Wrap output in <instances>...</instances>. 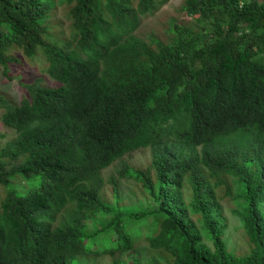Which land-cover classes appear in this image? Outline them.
<instances>
[{"label": "trees", "instance_id": "trees-1", "mask_svg": "<svg viewBox=\"0 0 264 264\" xmlns=\"http://www.w3.org/2000/svg\"><path fill=\"white\" fill-rule=\"evenodd\" d=\"M168 1L0 0V264H264V0H182L165 40L138 33ZM38 52L54 86L23 60ZM139 148L144 169L123 158ZM121 179L153 203L124 209ZM224 195L246 251L223 238Z\"/></svg>", "mask_w": 264, "mask_h": 264}, {"label": "rangeland", "instance_id": "rangeland-1", "mask_svg": "<svg viewBox=\"0 0 264 264\" xmlns=\"http://www.w3.org/2000/svg\"><path fill=\"white\" fill-rule=\"evenodd\" d=\"M182 0H169L165 5H163L157 12H155L151 16H146L142 18L141 24L137 30L138 33L150 34L154 33L161 40L166 39L167 26L168 21L172 17H178L181 13L178 11V7L180 6ZM66 4H59L56 2V7L51 11L50 17L48 19V24L50 26L51 31L56 36L67 37L69 33V22L65 17L67 12ZM23 60L27 62L30 66L33 65L36 67L34 71L31 69L32 77H40V83L45 86H54L55 81L50 79L48 75L45 74L43 70L44 60L43 55L38 52L35 57L28 59L23 56ZM25 71V69H24ZM1 75V69H0ZM0 93L6 95L9 99L11 97L14 99V96L9 93L6 89L0 86ZM2 109H0L1 115ZM0 134H5V137L0 139V148L6 144L8 140L13 138L14 131L11 129L1 125L0 123ZM129 165L144 169L150 160V150L149 148H139L123 157ZM118 164L117 162H114ZM115 164L107 167L103 170V176L105 178L108 177L109 174L114 173ZM230 184V183H229ZM140 185L133 179H121L118 183L117 188V198L119 199V204L124 205V209L131 210L133 212L138 211L139 208L146 207V205H151L153 202L146 199L140 192ZM103 192L107 201L110 203V206L116 207L117 204L114 202L113 191L109 184L104 186ZM218 193L222 195L224 193V188L219 189ZM191 196L190 187L188 184L184 187V197L187 201H189ZM224 215L226 217V228L224 230V240L227 243L228 248L234 252H243L247 250V240L243 233L242 224L237 216L231 213V209L233 208V201L231 197L224 195L222 200ZM145 230V228L143 229ZM207 244L211 245V241L206 239ZM136 252L139 253L140 256L146 254L147 245L143 240L137 242ZM130 259V255L123 256V264H128ZM84 264H112L111 259L108 256H100V257H86L82 260ZM81 263V264H82Z\"/></svg>", "mask_w": 264, "mask_h": 264}]
</instances>
